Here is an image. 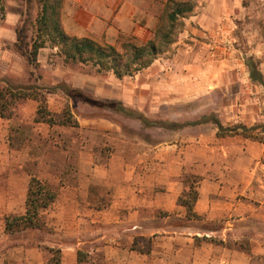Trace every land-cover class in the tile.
Returning <instances> with one entry per match:
<instances>
[{"label":"crops","instance_id":"obj_1","mask_svg":"<svg viewBox=\"0 0 264 264\" xmlns=\"http://www.w3.org/2000/svg\"><path fill=\"white\" fill-rule=\"evenodd\" d=\"M18 20L9 15L0 24V81L25 85L26 62L10 49ZM44 50L37 56L39 83L51 87L45 76L58 69L44 63ZM251 67L261 80L251 79ZM94 80L83 75L71 86L135 108L150 121L173 123V115L159 117L163 107L215 96L208 105L222 126L264 125V0H201L168 55L133 76ZM47 97L49 110L60 112L63 90ZM36 109L26 100L23 120L48 137L49 126L33 123ZM72 113L81 129L119 131L111 120ZM8 128L9 121L0 119V240L13 236L4 233L3 218L16 212L15 202L23 204L16 213H24L29 181V154L9 148ZM216 133L212 121L182 125L172 128L169 140L132 154L116 147L101 162L83 148L75 164L61 165L58 170L73 169L75 178L57 180L59 192L45 214L62 264H264V143ZM190 175L200 178L193 205L198 220L187 219L177 204L188 186L183 177ZM82 246L87 258L77 262ZM26 253V264H43L30 262Z\"/></svg>","mask_w":264,"mask_h":264},{"label":"trees","instance_id":"obj_2","mask_svg":"<svg viewBox=\"0 0 264 264\" xmlns=\"http://www.w3.org/2000/svg\"><path fill=\"white\" fill-rule=\"evenodd\" d=\"M20 1V0H19ZM198 0H166L158 16L157 23L150 38L138 41L136 38H127L120 48L114 45L99 42L88 37L70 36L64 30L63 8L65 0H21L20 18L15 26V41L12 49L21 56L29 67L35 69L39 63L38 53L43 48L55 49V54L63 59L64 63L90 65L97 73H112L116 78L133 76L150 66L160 55L167 53L176 42L178 34L184 26V19L193 15ZM36 9L34 18L30 16V9ZM25 5V8L23 6ZM4 0H0V14L4 16ZM30 72V76H31ZM251 79L261 80L259 72L251 67ZM40 76L34 83L14 85L9 81H0V119L8 120V146L12 150H21L25 142L31 141V132L27 126L17 119L26 100L37 103L33 118L35 124H45L50 129L54 127L79 129L70 105L66 101L60 112H53L48 108L47 95L55 93L56 89L39 84ZM66 100L79 99L81 102L108 111L113 115H120L139 121L146 127L170 125V128L181 127L174 123L150 121L139 111L125 107L112 100L92 99L74 88H63ZM212 121L217 127V137L240 136L244 139L264 143V125L257 124L247 127L240 123L222 126L213 116L202 117L189 123L198 125ZM13 122V123H12ZM39 143L48 145L49 139L35 136ZM64 152V148H62ZM38 158V157H37ZM29 175L24 213L21 215L9 214L4 216V233L6 235L31 231L45 234L51 233L43 219L42 213L55 201L59 192L58 186L52 185L32 175L28 165L24 166ZM187 181V189L177 200V204L186 210L187 219L198 220L193 213V205L197 199L195 184L200 180L197 176L183 177ZM221 243V242H220ZM243 252V245L237 246ZM48 258L43 264H62L63 253L58 247L42 246ZM80 250L77 251V262H82Z\"/></svg>","mask_w":264,"mask_h":264},{"label":"rangeland","instance_id":"obj_3","mask_svg":"<svg viewBox=\"0 0 264 264\" xmlns=\"http://www.w3.org/2000/svg\"><path fill=\"white\" fill-rule=\"evenodd\" d=\"M165 2L166 0H65L62 24L64 30L70 36L88 37L120 48L121 43L127 38H136L138 41H146L150 38ZM200 2L201 0H198L195 12L199 8ZM33 5L32 3L31 6ZM4 8L3 18L0 14V24L9 15H18V19L20 18L21 0H4ZM23 8H25V5ZM35 14L36 9L33 6L30 9L31 18H34ZM186 19H184V23ZM182 30L178 34L176 42ZM149 32L151 33L150 35L148 34ZM172 48L173 45L167 53L159 57L168 55ZM10 49L14 52L12 47ZM43 49H45L43 53L44 63L58 69L48 72V76H45V79L52 84L50 88L56 89L57 92L63 90V88H72L71 82L80 76L92 75L96 83L98 78H103L110 74L97 73L96 69L90 65L64 63L63 59L55 54V49L52 50L47 47ZM40 66L41 64L37 68L32 69L26 63L27 74L23 79L25 84L34 83L37 76H43ZM30 72H32L31 76L29 75ZM87 96L92 99H99L91 95ZM214 98L215 96H207L192 102L181 103L173 106L172 110L163 107L159 111V117L165 118L173 115L174 124L188 125L202 117H208L213 114L208 104L214 101ZM66 101L69 104V100ZM64 104L63 100L60 105L58 103L56 106L62 110ZM69 105L70 109L81 118L108 119L115 122L119 126V131L116 134H104L97 129L54 127L49 131L48 137H43L39 130H35L30 123L23 120L20 112L17 119L21 124L31 129L28 135V138L31 136V141H26L23 148L18 151L29 154L26 157V164L32 175L58 187L60 185H58L57 180L60 178L62 180L68 179L70 183L73 182L72 179L75 178L73 169L67 171L58 169H61L60 166L65 163L75 164L77 153L80 149H92L99 161L102 162L108 157L111 149L114 150L116 147L126 149L130 154L135 149L143 147L146 143H162L171 138L172 128L169 127L170 125L146 127L135 119L113 115L106 110L79 101L72 102ZM56 106H50V108L54 109ZM130 109L137 111V109L132 107ZM36 135L47 139L50 137L48 145L45 146L39 143L35 137ZM62 148H64V152ZM18 155L21 156L20 154H15V156ZM21 207H23V204L14 203L16 212ZM16 212L13 214L18 215ZM42 216L46 222L48 217L45 211H43ZM204 227L213 228L214 225L207 224ZM51 232L53 233L52 228ZM54 242L56 240L49 238L48 234L31 231L19 232L13 234L12 237L7 236L6 239L0 240V264H26V250H29L30 262L40 261L44 263L48 258V254L42 249V246L60 248L58 244H52ZM80 248V257L85 260L87 258L86 246ZM67 251L70 252L71 250Z\"/></svg>","mask_w":264,"mask_h":264}]
</instances>
